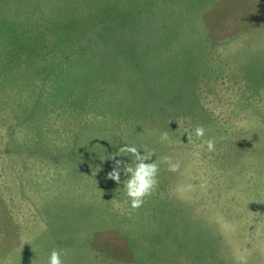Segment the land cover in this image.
Wrapping results in <instances>:
<instances>
[{"label": "rangeland", "instance_id": "374dc122", "mask_svg": "<svg viewBox=\"0 0 264 264\" xmlns=\"http://www.w3.org/2000/svg\"><path fill=\"white\" fill-rule=\"evenodd\" d=\"M125 144L180 164L138 209ZM53 249L264 264V0H0V264Z\"/></svg>", "mask_w": 264, "mask_h": 264}, {"label": "clouds", "instance_id": "9594fccd", "mask_svg": "<svg viewBox=\"0 0 264 264\" xmlns=\"http://www.w3.org/2000/svg\"><path fill=\"white\" fill-rule=\"evenodd\" d=\"M205 131L203 126L196 127V137H204ZM159 141L161 143H172L169 132H161ZM206 144L209 152L215 151V138H209ZM118 156H131L134 157V160H131V163H129L125 160L117 159ZM154 156L155 152L147 146L141 149L135 145L128 144L119 147L117 152L107 156V160L114 162L113 170L108 173V179L115 181L117 184L123 183L126 196L130 200V207L133 209L142 207L145 203V198L150 196L157 188L161 163L167 164L169 172H177L180 168V164L178 162L173 163L170 156L153 159ZM122 174L125 177L123 181H121ZM64 255L63 250L53 249L47 264H65Z\"/></svg>", "mask_w": 264, "mask_h": 264}, {"label": "trees", "instance_id": "16d2710c", "mask_svg": "<svg viewBox=\"0 0 264 264\" xmlns=\"http://www.w3.org/2000/svg\"><path fill=\"white\" fill-rule=\"evenodd\" d=\"M90 59H91V57H90L88 54L83 55V56L81 57L80 64L87 63V61H90ZM101 59H102V57H101V58L97 57V61H99V60H101Z\"/></svg>", "mask_w": 264, "mask_h": 264}]
</instances>
